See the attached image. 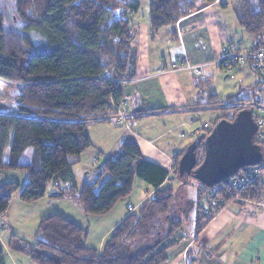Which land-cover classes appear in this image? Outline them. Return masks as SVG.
<instances>
[{"label": "trees", "instance_id": "16d2710c", "mask_svg": "<svg viewBox=\"0 0 264 264\" xmlns=\"http://www.w3.org/2000/svg\"><path fill=\"white\" fill-rule=\"evenodd\" d=\"M215 1L150 0V32L156 35L162 28L172 30L180 19ZM219 2L222 7L231 3L239 27L256 40L252 47L264 48V0ZM138 9V0H0V81L20 89L14 104L16 114L0 112V172L20 169L26 173L21 186L16 182L0 185V221L16 194L23 203H32L45 196L51 183L73 185L72 168L92 145L87 125L112 120L117 124L126 102L123 83L136 77L137 53L129 17ZM198 85L199 95L206 94L203 105L210 109L219 106L208 82ZM241 92L228 98L225 107H217L229 111L217 121L232 120L240 110L252 109L243 104ZM150 111L145 104L139 105L131 115L126 113V120ZM204 138L196 140L197 165L203 159ZM29 148L33 149L32 158L23 163ZM182 153L173 157L171 173L180 183L176 190L170 184L161 187L170 171L144 159L138 144L127 139L97 168L91 181L79 189L49 195L75 201L85 216H102L132 194L135 178L154 189L136 212L112 230L100 252L84 245L87 229L61 213L39 220L40 239L34 243L12 233L9 248L27 254L35 264H168L169 251L186 238L184 221L194 205L197 234L215 208H222L234 197L243 204L264 195L258 177L239 182L238 172L236 182L228 178L213 186L201 184L195 203L184 200L181 190L191 177L178 174ZM206 195L213 200L212 208L207 207ZM181 202L186 206H180ZM0 264H4L1 244Z\"/></svg>", "mask_w": 264, "mask_h": 264}, {"label": "crops", "instance_id": "0c3cea01", "mask_svg": "<svg viewBox=\"0 0 264 264\" xmlns=\"http://www.w3.org/2000/svg\"><path fill=\"white\" fill-rule=\"evenodd\" d=\"M227 7L228 5L222 7L219 0H216L180 19L172 30L162 28L153 35L148 28L145 44L138 38L137 32L133 34V46L137 53L136 77L123 83L126 102L120 108V112L131 115L132 109L142 104L151 111L138 119H129V117L121 124H115L113 120L90 123L87 133L92 145L79 156L78 162L72 168L73 185L69 182L52 183L51 194L72 187L79 189L85 181H91L97 174V168L106 159L112 157L121 143L127 139L134 140L138 144L144 159L170 171L168 179L161 187L176 180L171 173L173 157L181 154L188 144L200 137L202 129L195 128L193 123L196 115L211 110L209 107L201 106L206 103V94L199 95L198 83L207 81L213 91L211 82L215 73L214 67L220 69L215 61L224 56V50L226 48L232 51L244 50L252 47L255 42L250 39L244 41L245 39L241 38L237 49L228 45V40L224 37V33L222 34L226 22L221 12ZM230 7L233 9L232 6ZM233 12L236 21L234 9ZM147 23L149 27L148 19ZM179 55H185L187 60L194 64L206 63L203 76L196 78L190 70L176 68L174 64ZM236 67L246 79L249 70L244 66ZM253 85L257 87L259 95L264 96V82L261 80L255 83L243 81L239 88L248 87L252 92ZM255 99L257 98H253ZM257 100L259 106L262 98L258 97ZM6 113L16 114L15 111ZM209 126L208 124V128ZM258 179L264 189V171L259 174ZM11 180L6 182H15ZM22 180L24 184L26 177L22 176ZM153 191L154 189L146 183L138 185V190H135L134 180L132 194L118 201L106 215L98 216L99 219L104 218V222L101 220L103 223H107L100 235V243L96 247L99 252L112 230L128 214L136 212L141 203L150 198ZM40 201L23 203L16 197L11 203L26 204L27 208L17 205L22 211L27 209L29 215H33L38 222L46 215L62 212L61 214L68 219L79 225L82 224L79 218L84 214L75 201L49 200L50 203L55 204L58 201H65L68 203L67 211L66 208L64 211H55L54 206L50 209L43 203L38 204ZM128 206L133 208L132 211H128ZM75 209H79L80 212ZM67 212L77 214L78 220L69 217ZM193 212L195 213V209L192 210ZM215 212L210 215V219L197 234L194 213L189 214V217H192L189 219L191 227L187 231L186 238L169 251L168 264H264V195L257 201L226 204ZM84 219L88 223L93 221L88 216ZM186 225L187 222L185 231ZM87 246L95 248L93 245L87 244Z\"/></svg>", "mask_w": 264, "mask_h": 264}, {"label": "rangeland", "instance_id": "374dc122", "mask_svg": "<svg viewBox=\"0 0 264 264\" xmlns=\"http://www.w3.org/2000/svg\"><path fill=\"white\" fill-rule=\"evenodd\" d=\"M138 2H139V9L136 13L132 14L129 17V20L131 22V25L133 26L132 33L134 34L137 32L138 38L141 41H144V39L146 41V38H147L146 34L149 28L147 19H148V13H149L150 0H138ZM230 6H231V3H229L227 9L221 10L225 18V22H226V27L225 29H223L222 34L224 33V37H226V39L228 40L227 42L229 43L228 45L230 47H233L234 49H237L236 47L237 45H239L241 38L245 39L244 41H246L247 39H250L251 41H256L254 37H252L251 35H248L246 32H244L243 29H241L237 25L235 21L233 9H231ZM12 15L15 20L16 15L15 14H12ZM145 41L143 42L144 44H145ZM262 42L264 43V32L262 34ZM214 70H215V73L212 75V82H211L213 91L211 92L216 95V98L219 102L218 104L219 106H213V107L210 106L212 108L210 111H202L198 113L195 117V120L193 121V123L195 124V128L202 129L203 123H207L210 125L209 130H211L214 123L217 121L219 115L221 116L222 114H226V115L229 114V111H227L228 113H226L223 110L220 111V109H217V107L218 108L225 107L227 105L228 98L235 96L236 94H238L239 91H242L240 95L243 98H245V101L243 102L244 105L250 106V107L252 106L256 107L257 104L253 101V98L258 99L259 97L260 99L262 98L261 102H259V107L261 108L263 107L262 109H264V96L259 95V92H258V89H256L257 88L256 86L253 85L254 90H252V92L249 90L248 87L243 90H240L239 88V86L241 85L243 81L245 83H248V82L255 83L258 80H260V77L255 72L249 70V73H247L246 79H245L243 76L244 74L240 73V70H238L237 67L233 68L232 72L229 74H226L224 69H221V68L219 69V68L214 67ZM19 90L20 89L18 85L16 84H11L5 81H0V112L2 113H6V112L9 113L13 111L16 112L14 104L15 102H17L16 95L19 92ZM263 91H264V88H263ZM201 106L205 107V105H201ZM256 110L257 109H254V112H256ZM88 126L89 124L87 125V129L89 128ZM199 138H203V137L200 136ZM201 151H202V148H199L198 154ZM32 153H33L32 148L27 149L22 157V162H25V163L30 162ZM22 176L26 177V173L24 170H20V169L0 172V185L6 181H12L11 179H13L16 183H18L21 186L23 185ZM142 184H144L143 181L136 178L135 179V190H138V185H142ZM169 184L176 190L180 183L178 180H172L170 181ZM200 185L201 183L197 181L196 179L189 178L187 180V184L185 188L181 190L180 196L184 198V200L185 199H188L189 201L193 200L195 203L197 188ZM51 190H52V183L48 185L45 196L39 199L41 201L38 204L43 203L46 205V207L49 206L48 208L50 209L54 206L56 209L55 211H64L65 208L67 211L68 208L66 207L67 206L66 204L68 203H66L65 201H58V203L56 204L50 203L49 200H52L49 197V195L51 194ZM16 197H17V194L14 195L12 202ZM209 199L210 198L207 199L206 204H208V202L210 201H213L212 199L211 200ZM219 200L222 201V204H223L224 201L222 199H219ZM236 200H239V198L234 197L233 200L228 201L227 203L228 204L237 203ZM54 202H57V201H54ZM17 204L19 203H15V204L11 203L9 212L6 214V218L5 219L3 218L2 219L3 221L2 220L0 221V244L2 245L4 249V264H35L27 254L13 250L12 248H9L8 246L10 235L12 233L18 235L21 239H23L24 241L28 243H34L37 239H40V236L38 235V220H35L36 218H33V215H29L30 212L28 213L27 209L24 210L25 212L19 209ZM178 204H180V206L182 207L186 206L185 202H181ZM20 206H22V208H27L26 204L24 205L21 204ZM203 206L205 207V204ZM195 207L196 205H194V209ZM75 210H78L77 212H80L79 209H75ZM216 210L218 209L215 208V210L211 214L216 213L215 212ZM36 212H37V209H36ZM203 212H205V210H203ZM55 213H62V212H55ZM67 213H69L68 214L70 215L69 217L73 218L76 221L78 220L77 214H73L72 212H67ZM190 213H192V210ZM188 215H187L186 221H184V231L186 228L185 223L187 222V225H186L187 229L185 231L186 236L188 234L187 231H189L191 227V225L189 224V219L192 218V217H189ZM84 217L86 218L85 215H82V217L79 218L80 219L79 221H81L82 223L81 224L82 227L86 228L88 232L87 237L83 240L84 245L87 246V244H89V245H93L96 248L98 247L100 243V235L102 231L104 230V228L106 227L107 223H103L104 218L99 219L100 217L92 216V215L88 216V218H91V220L93 221L92 223L91 222L88 223L85 221ZM101 220H103V222ZM204 222L205 220H202V223ZM199 223H201V221ZM203 226L204 225L201 226L200 231L202 230ZM200 231L198 233H200Z\"/></svg>", "mask_w": 264, "mask_h": 264}, {"label": "water", "instance_id": "95a60500", "mask_svg": "<svg viewBox=\"0 0 264 264\" xmlns=\"http://www.w3.org/2000/svg\"><path fill=\"white\" fill-rule=\"evenodd\" d=\"M257 126L253 110L244 108L232 120H218L203 139V159L197 165V142L188 144L178 162L179 176L185 175L202 185L213 186L261 160L255 144Z\"/></svg>", "mask_w": 264, "mask_h": 264}, {"label": "built area", "instance_id": "2783aa9c", "mask_svg": "<svg viewBox=\"0 0 264 264\" xmlns=\"http://www.w3.org/2000/svg\"><path fill=\"white\" fill-rule=\"evenodd\" d=\"M221 1V0H219ZM225 54L222 58L215 61L218 66L224 69L226 74L232 72L233 68L236 66H244L247 70L255 72L261 80H264V48H253L249 47L244 50L232 51L228 48L224 50ZM206 63H192L189 62L185 55H179L176 59L175 67L181 69H188L195 77H201L203 75V69ZM232 77V76H231ZM125 103H123V106ZM254 109H257L254 112ZM253 118L257 126V131L254 136V142L260 147L261 151V160L255 166H246L241 169L240 178L233 176L230 178L231 182H236L238 179L239 182L246 180H254L259 176L261 172L264 171V109L256 105L252 106ZM126 114L120 112V116L117 118L116 123L121 124L126 120ZM208 128L206 124L202 126V133L200 136H205V129ZM204 130V131H203ZM210 198L209 195H207ZM207 198V199H208ZM211 200V199H209ZM214 206L213 202L210 201L207 204V207L212 208ZM132 207L128 206V211H132Z\"/></svg>", "mask_w": 264, "mask_h": 264}]
</instances>
